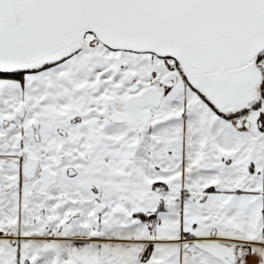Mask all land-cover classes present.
<instances>
[{
  "label": "snow or ice",
  "instance_id": "6c2138e0",
  "mask_svg": "<svg viewBox=\"0 0 264 264\" xmlns=\"http://www.w3.org/2000/svg\"><path fill=\"white\" fill-rule=\"evenodd\" d=\"M0 264H264V0H0Z\"/></svg>",
  "mask_w": 264,
  "mask_h": 264
}]
</instances>
